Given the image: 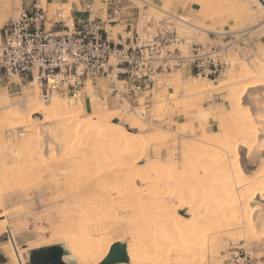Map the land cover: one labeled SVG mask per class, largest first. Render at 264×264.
I'll return each mask as SVG.
<instances>
[{
  "label": "bare ground",
  "instance_id": "1",
  "mask_svg": "<svg viewBox=\"0 0 264 264\" xmlns=\"http://www.w3.org/2000/svg\"><path fill=\"white\" fill-rule=\"evenodd\" d=\"M262 1L229 0L227 7L247 16L258 13L264 19ZM231 67L233 71L224 83L176 76L170 92L160 90L158 119L166 115L170 125L177 114L190 116L193 124L203 127L208 122L220 126V132L209 136L205 128L197 134L195 126L191 140L189 136L180 142L175 140L178 132L171 126L165 135L162 130L144 135L147 125L139 115H123L121 109L110 110L98 100L94 102L91 86L87 90L92 96L91 113L81 101L65 103L56 99L46 106L38 97L36 82L24 86L29 88L23 89L25 109L1 96L0 237L11 234V240L2 247L8 264H22L25 259L16 246L19 227L8 222L5 203L21 194L27 200L35 195L24 186L28 181V177L24 180L26 172L33 169L29 170L28 165L24 172L27 159L21 156L42 154L45 143L50 154L59 147L69 156L89 152L90 157L82 162L68 156L61 167L70 172L52 174L49 181V175L45 177L46 162L38 158L40 168L46 169L33 178L38 180L36 198L44 209L38 220H44L48 228H37L42 236L27 248L62 244L70 253L65 259L76 264H101L111 247L121 242L126 243L129 262L119 264H214L221 236L250 244L264 241V50H258L248 63L234 58ZM213 91L225 95L226 106L220 110L203 109V98ZM166 92L169 101L164 98ZM170 105L173 108L169 109ZM122 121L130 124L124 126ZM182 127L181 132H186L188 123ZM9 129L15 135L9 140L12 146L7 148L4 131ZM165 144L166 161L157 151L150 154L152 148L155 151ZM113 145L115 148L108 150L107 146ZM96 153H109L112 158H93ZM8 154L19 163L13 161L8 167ZM52 156V163L57 166L58 157ZM30 181L34 184V180ZM119 231L125 232L127 242L120 239ZM46 232L50 233L49 238L44 236Z\"/></svg>",
  "mask_w": 264,
  "mask_h": 264
},
{
  "label": "built area",
  "instance_id": "2",
  "mask_svg": "<svg viewBox=\"0 0 264 264\" xmlns=\"http://www.w3.org/2000/svg\"><path fill=\"white\" fill-rule=\"evenodd\" d=\"M140 4L141 0H26L3 28L0 86L21 95L24 86L36 82L44 104L60 99L92 107L87 91L91 86L104 106L116 99L123 110L156 122L149 97L166 78L183 70L211 78L231 67L230 61L220 59L223 44L202 43L189 35L190 27L201 29L186 16H156L149 3ZM139 99H146L143 105ZM226 261L254 264L242 249L230 252Z\"/></svg>",
  "mask_w": 264,
  "mask_h": 264
},
{
  "label": "rangeland",
  "instance_id": "3",
  "mask_svg": "<svg viewBox=\"0 0 264 264\" xmlns=\"http://www.w3.org/2000/svg\"><path fill=\"white\" fill-rule=\"evenodd\" d=\"M25 1L26 0H0V44L2 41L3 28L7 24H9L17 16V14L22 9ZM60 1L64 4H69L71 2L78 3V0H60ZM228 1L229 0H145V1L141 0L140 6H142V4H144V3H149L150 4L149 8L152 10V12H154V14L159 15L161 17H163L164 16L163 14H165V13L166 14L171 13V14H178V15L186 16L187 18H189L191 25H195L198 22L197 23V24H199L198 26H200V27L203 26L202 27L203 30H202V28H200L201 30H196V29H191V27H190L189 28V35L196 37L197 40L202 42V43L209 42L211 44H217V45L223 44L224 46L222 48H224V51L221 52V58H220L222 61H230L231 62V61H234V58H235L236 61H239V62L245 61L248 63L250 60L255 58L258 50H264V19H261V17H258V15H257L258 13H256V15L254 14L255 16L254 15L253 16H247L245 13H239L238 10H236V8H234V7L230 9L229 7H227ZM188 4L193 5V7H194V10L191 11L190 13H188ZM250 4L252 5V2ZM65 7L69 8V5H65ZM162 9H164V11ZM232 10H233V12H232ZM208 14H210V15L212 14V16H210ZM205 28H207L208 30H206ZM214 28H216V29H214ZM221 29L225 33L221 32ZM257 29H258V31H257ZM230 30H232V31L230 32ZM247 35L250 36V39ZM231 37L233 38V40H231L229 43H227L228 40L231 39ZM261 44H263V46ZM220 50H221V48H218L219 52H220ZM232 71H233V68L229 66L228 69L223 71L220 75L217 74L216 76H213L211 78H206L204 76L198 77L195 75H190L187 71L183 70L181 72L173 73L170 78H166L165 84L161 85L160 86L161 88L160 87L156 88L153 92V95L149 97V99L151 100V105H150L151 106L150 107L151 108V114L153 115L154 118H157V121L154 122L153 120H149V119L147 120V118H142V116L139 115L140 116L139 118L143 119V121L146 122L145 124L147 125V128L145 130L144 135H147V136L151 135L156 130H158L159 132L162 130L161 133L165 135L166 133H169L167 128H169L171 126L173 129H176V131L179 133L178 134L176 132L178 135L175 133L176 135L174 136V138H175V140H177V142H180L181 140L184 141V140H187L189 138L191 140L190 134L193 132L195 126L197 129L196 130L197 134L202 133V130H201L202 128H205L206 134H208V136H209V134L212 135L214 132H220L219 131L220 126L218 125V123L208 122L203 127L199 123L193 124L194 120L191 121L192 118L190 116H185V115H177L176 114V115H174V117L172 116L173 117L172 118L173 123L168 125V123H166V122L169 120V118L166 115L163 116L164 120L158 119V117L156 115L157 106L159 105V101H160V98L158 96L161 95V93H162L160 90L167 89V92H168V90H169V92L171 91L170 86L173 84V82H174L173 79H175L176 76H180L183 80H193L194 78H197L201 82L211 80L214 82V84H219V83H224L225 81H227V78L229 75L228 73H230ZM203 80H205V81H203ZM164 85H166V86H164ZM27 89H29V88H27ZM27 89H24V91ZM167 92L164 93V94H166L164 98L165 99L167 98V100H168L169 94ZM24 95H25V93H23L21 95H11V93H8V90L5 88V86H0V97L1 96H6V98L8 97L9 103H11L12 105H14L13 103H15V105L18 108L20 107V109L26 108V104H25L26 97ZM93 97H95V96H93ZM96 100L97 99L95 98L93 101L97 102ZM145 100L146 99H139L138 102L143 105ZM63 102L67 103L66 100L65 101L63 100ZM81 102L84 103L83 101H81ZM45 105L49 106L50 103L45 104ZM84 105H85V103H84ZM97 105L99 106L100 104L97 103ZM85 106H87L86 107L87 111H88L87 113H91L92 107H89V105H85ZM202 106H203L202 107L203 109H210V110L211 109H219L220 110V108H224L226 106L225 95L222 93H219V91H213L212 93H210V95H207L203 98ZM168 108L170 109L173 107L170 105ZM109 109L110 110L111 109L112 110L121 109L120 114L123 113V115L124 114H126L128 116L131 115L133 117L137 116V118H138V114L134 115V113L123 110L121 103H119L116 99H112L109 101ZM154 112H155V114H154ZM169 113L167 114L168 116L170 115ZM37 116L40 117L39 115H37ZM186 122L188 123V128H187L186 132H181V130L183 128L182 125H184V123H186ZM122 124L124 126H127L126 124H130V123L122 121ZM164 131H166V132H164ZM13 132L14 131L10 130V129L4 131V135H5L4 140H5V142L8 140L6 142L7 148H10V146H12V144L9 140H11L14 137L15 132L14 133ZM135 132L137 133V131H134V133ZM12 134H13V136H11ZM176 136H178L179 138L178 137L176 138ZM46 139H48V137H46ZM44 146L46 147V149L44 147V149L41 150V151H43V153L41 152L42 154H40V152H38V153L36 152L37 154L35 153L32 155H30V153H25L23 156H21L22 159L25 158V161L27 159V162L30 163V164H28L26 162L23 164L24 166L22 165L23 166L22 168H24L23 170H25L24 172H26L28 170V165L33 166L35 164L33 166V168H31L29 166V170L33 169L32 172H34V170H35V172L33 174H35V175L37 174V175L33 176V174L32 175L29 174L32 172L28 171V172H26V175H25L26 178L24 177V180L27 179V177H28L27 180L29 182L27 181L28 184L24 183V186L26 185L25 187L28 188L31 195L35 194L31 199V200H33V198H34V200L33 201H31L30 199L27 200L22 196V194L21 195L19 194L20 196L17 197L18 199L16 197H13L12 198L13 200H11L9 203H5V208H4L6 210V213L8 212L7 216H6L8 222L10 224H17L19 227V232L16 236L17 237L16 238L17 239L16 240V246H17V248L20 249V251L23 252L25 262H23L22 264H31L32 263V251L36 250V249H31V248H27V247H30L31 243H34V242L38 241L39 238H41L42 233H40L37 230V228H39L41 225L44 226V228H48V225L44 220H41V221L38 220L40 215L43 217V215H44L43 210L44 209H43V206L38 202L39 199L36 198V197H38V194H39L37 191V189L39 188V184H37V182H36L37 179L35 180L33 178H37L38 173H44V171H46V169H47L46 172L48 174L45 172V177H46V175H49L46 177L47 181H49L50 176L52 174L58 175L62 172V170H66L68 173L70 172L68 170V168L64 167L63 165L62 166L64 169L61 167V164H63L66 159L68 160L69 154H65V151L63 154L62 150H64V149L61 148L62 150H60L59 147H57L58 149L56 148V150L53 152V154L58 157V161L56 160L57 161L56 165L60 166L59 167L60 169H59L57 166H54V164H53L55 160L54 161H52V160L55 158H53L52 153L50 154V152H52V151H50V149L46 143ZM107 148H108V150H110V148L114 149L115 146L114 145L112 147L107 146ZM152 149L150 150L151 155L152 154L154 155L155 152L157 151V155H159L161 157V159L163 158V160L166 161V159L168 158V155H167L168 149H167L166 144L160 145V147H157L156 148L157 150H155V151ZM61 153H62V155H61ZM108 154L109 153H102V154L96 153L93 158L111 159L112 157L108 156ZM110 154L114 155V151L111 152ZM71 155L72 156H69L70 158L78 157L77 160L82 161V162L86 158L88 159L90 157L89 152H85V153L80 152V153H75L74 155L73 154H71ZM28 156L30 157L29 160H28V158H26ZM59 156L61 159L59 158ZM65 156H66V158L63 160V158ZM7 157H8L7 158V162H8L7 166L8 167L10 166V164H11L10 167H12L13 161L16 163H19V161H16L17 159L12 160V156H10L9 154L7 155ZM40 157L44 158V161L46 162V166H45V163L43 166H45V168L47 167L46 169L42 168V167L40 168L41 163H40V159H38ZM57 157H56V159H57ZM48 158H50V159L48 160ZM33 159L37 160L36 163L34 162L35 160H33ZM61 160H62V163L61 162L58 163ZM31 161H33V162H31ZM22 162H24V161H22ZM144 164L145 163L143 162L142 166ZM26 165H27V169L25 167ZM249 167H250L249 170H251L252 167L251 166H249ZM41 169H43L42 170L43 172L40 171ZM70 169L73 170V168H70ZM56 171L58 173H55ZM27 173L29 174V176ZM30 180H34L35 185L33 184V181H30ZM74 180H76V179H74ZM81 181L83 182V180H81ZM25 182H26V180H25ZM0 212H2V210H0ZM124 233H125L124 231H122V233H120V231H119L118 235L122 241L127 242L129 240V238L126 237L127 236L126 234H125L126 236L124 237ZM9 234L10 233H5L4 236L0 237V264H8V262H9L8 258L4 254V251L2 250V247L11 240V234L10 235ZM120 234L122 235V237ZM44 236L49 238L50 233L46 232ZM9 238H10V240H9ZM225 239H226L225 236H221V238H220V242H221L220 245L221 246L220 245L217 246V250H218L217 254L218 255H215V257L213 258L214 260H212L214 262V264H227L228 262L226 261V258L229 255V253L234 251V250H238V249H242L244 251V253L247 254L248 259H252L254 264H264V241H258V242H254V243L252 242L250 244V243H247L244 241L232 240L229 238H227V240H225ZM223 240H224V242H223ZM261 243H262V245H261ZM59 245H62V244H59ZM55 246H58V245L49 246L48 248L55 247ZM41 248H43V247H40L37 249H41ZM51 253L52 252L50 251L49 254H51ZM65 258H67V257H64V260L68 261L69 258L68 259H65ZM69 260H72V259H69ZM50 261L52 264H54L53 258H51Z\"/></svg>",
  "mask_w": 264,
  "mask_h": 264
},
{
  "label": "water",
  "instance_id": "4",
  "mask_svg": "<svg viewBox=\"0 0 264 264\" xmlns=\"http://www.w3.org/2000/svg\"><path fill=\"white\" fill-rule=\"evenodd\" d=\"M262 3L264 2L262 1ZM43 249L52 252L51 254H49L48 259L50 260L51 258H53L54 264H76L73 260H64V257L69 256L70 253L63 245H58L50 248L43 247ZM128 262L129 258L126 253V243L117 242L111 247L109 254L101 264H119Z\"/></svg>",
  "mask_w": 264,
  "mask_h": 264
},
{
  "label": "trees",
  "instance_id": "5",
  "mask_svg": "<svg viewBox=\"0 0 264 264\" xmlns=\"http://www.w3.org/2000/svg\"><path fill=\"white\" fill-rule=\"evenodd\" d=\"M49 251L43 248L32 251V263L31 264H42L44 260H49Z\"/></svg>",
  "mask_w": 264,
  "mask_h": 264
},
{
  "label": "crops",
  "instance_id": "6",
  "mask_svg": "<svg viewBox=\"0 0 264 264\" xmlns=\"http://www.w3.org/2000/svg\"><path fill=\"white\" fill-rule=\"evenodd\" d=\"M184 10V9H183ZM194 10V7H193V5H189L188 4V13H190L191 11H193ZM87 107V106H86Z\"/></svg>",
  "mask_w": 264,
  "mask_h": 264
},
{
  "label": "flooded vegetation",
  "instance_id": "7",
  "mask_svg": "<svg viewBox=\"0 0 264 264\" xmlns=\"http://www.w3.org/2000/svg\"><path fill=\"white\" fill-rule=\"evenodd\" d=\"M51 263V261L50 260H44L43 262H42V264H50ZM52 264V263H51Z\"/></svg>",
  "mask_w": 264,
  "mask_h": 264
}]
</instances>
